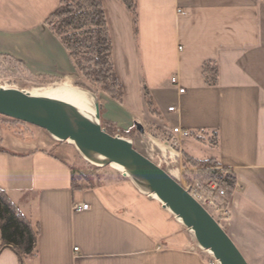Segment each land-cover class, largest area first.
I'll return each mask as SVG.
<instances>
[{
  "label": "crops",
  "instance_id": "obj_1",
  "mask_svg": "<svg viewBox=\"0 0 264 264\" xmlns=\"http://www.w3.org/2000/svg\"><path fill=\"white\" fill-rule=\"evenodd\" d=\"M103 2L124 88L123 103L108 96L114 115L149 152L154 133L189 129L181 179L200 174L188 157L232 170L244 189L231 197L226 231L250 264H264V0H138V34L120 0ZM60 4L0 0V55L33 76L77 72L48 25ZM211 69L215 83L206 76ZM80 156L74 143L0 114V188L39 230L38 251L30 257L1 248L0 233V264H208L187 227L128 177L76 188L72 169ZM76 203L90 208L77 210Z\"/></svg>",
  "mask_w": 264,
  "mask_h": 264
},
{
  "label": "water",
  "instance_id": "obj_2",
  "mask_svg": "<svg viewBox=\"0 0 264 264\" xmlns=\"http://www.w3.org/2000/svg\"><path fill=\"white\" fill-rule=\"evenodd\" d=\"M96 112L59 97L33 95L25 89L0 84V114L39 126L58 141L74 143L91 163L116 165L144 193L170 209L198 245L221 264H250L229 233L178 179L139 151L131 139L112 134L102 124L100 100L93 94ZM144 134V125L136 121Z\"/></svg>",
  "mask_w": 264,
  "mask_h": 264
},
{
  "label": "trees",
  "instance_id": "obj_3",
  "mask_svg": "<svg viewBox=\"0 0 264 264\" xmlns=\"http://www.w3.org/2000/svg\"><path fill=\"white\" fill-rule=\"evenodd\" d=\"M120 1L131 12L135 32L138 34V0ZM48 25L61 39L76 68L86 80L97 90L123 103L124 88L116 72L113 40L103 0H61L60 6L49 17ZM207 68L206 65V70ZM206 76L209 82L215 83L217 70L211 69L208 73L206 72ZM143 88L150 111L156 113L157 110L145 81ZM102 123L108 132L113 133L103 119ZM121 134L128 135V131L124 130ZM188 161L192 165L200 167L199 177L202 180L217 173L215 169L211 168L218 165L214 159L201 161L188 157ZM76 170L74 166L72 171L75 176L76 188L85 189L96 186L90 182L88 177H85L86 183H80L76 177ZM228 172L229 182L232 184L236 176L232 170L228 169ZM0 233L3 240L1 248L11 246L24 257H30L37 253L38 226L34 225L18 209L2 188H0Z\"/></svg>",
  "mask_w": 264,
  "mask_h": 264
},
{
  "label": "built area",
  "instance_id": "obj_4",
  "mask_svg": "<svg viewBox=\"0 0 264 264\" xmlns=\"http://www.w3.org/2000/svg\"><path fill=\"white\" fill-rule=\"evenodd\" d=\"M180 12L183 13V11ZM172 82L177 84V77H172ZM180 90L183 92L184 88H181ZM174 109V106L169 108V110ZM191 135L192 132L182 126H174L170 131H166L164 135L158 136L156 134L155 136L154 133L151 137V152L149 158L168 171L175 178L180 176V173L184 169V142ZM211 168L217 171L216 175L205 178L204 180L198 176L195 177L193 181L183 185L190 189L191 194L224 228L225 225L231 223L233 218L231 197L235 193H240L244 189V186L236 178L233 183L230 184L228 169L218 165ZM177 172H180L179 175ZM74 207L77 210H86L90 208V205L88 203H76ZM75 249L78 250V247ZM206 253L208 264H221L219 259L213 254H210L208 251H206Z\"/></svg>",
  "mask_w": 264,
  "mask_h": 264
},
{
  "label": "rangeland",
  "instance_id": "obj_5",
  "mask_svg": "<svg viewBox=\"0 0 264 264\" xmlns=\"http://www.w3.org/2000/svg\"><path fill=\"white\" fill-rule=\"evenodd\" d=\"M69 81L73 87L84 91L86 96L92 98V100L93 94L98 96L100 100L101 118L105 121L109 130L113 132L112 134H121L124 130H127L123 126L121 116L118 114L116 116L114 115L115 109L111 107L110 102L108 100V95L102 91L97 90L96 87L91 85L90 82L86 80V78L82 75L80 71H77L73 75L67 77L45 78L33 76L30 74L29 70L24 65H22V63H20L13 57L4 54L0 55V84L2 85L31 90L33 88L56 86L60 85L63 82L65 83ZM21 123L26 122L21 121ZM129 132L130 134L128 133V135H121L131 139L134 143V146L137 149L140 148L141 150H144V152L149 157L150 152L143 149V147L139 143L138 139L140 136L136 135V132L134 130H130ZM75 168L77 169L76 177H78L80 183H86L85 177H88L91 183L99 185L104 184L106 182H111L123 175L119 170L115 169L113 166L109 165L105 167H100L91 163L82 154L80 156V161L75 166ZM128 178L130 179V177ZM176 178L184 185L188 182L193 181L192 178L182 180V176H177ZM230 224L225 225V230ZM189 233L192 235L193 240L197 243L194 233L190 231ZM246 252L249 253V251Z\"/></svg>",
  "mask_w": 264,
  "mask_h": 264
},
{
  "label": "bare ground",
  "instance_id": "obj_6",
  "mask_svg": "<svg viewBox=\"0 0 264 264\" xmlns=\"http://www.w3.org/2000/svg\"><path fill=\"white\" fill-rule=\"evenodd\" d=\"M5 87H9V86H5ZM26 91L32 93L33 95H45V96L64 98L79 105L80 107L87 109L92 113L96 112L94 100H92V98L87 97L84 91L73 87L70 84V81L65 83L63 82L60 85H56V86L33 88L31 90H26ZM112 166L120 171V169L116 165H112ZM154 197L157 198L156 195H154Z\"/></svg>",
  "mask_w": 264,
  "mask_h": 264
}]
</instances>
